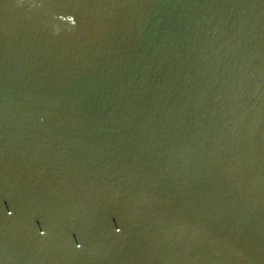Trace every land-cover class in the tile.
<instances>
[{"label":"water","instance_id":"obj_1","mask_svg":"<svg viewBox=\"0 0 264 264\" xmlns=\"http://www.w3.org/2000/svg\"><path fill=\"white\" fill-rule=\"evenodd\" d=\"M0 264H264V0H0Z\"/></svg>","mask_w":264,"mask_h":264},{"label":"snow or ice","instance_id":"obj_2","mask_svg":"<svg viewBox=\"0 0 264 264\" xmlns=\"http://www.w3.org/2000/svg\"><path fill=\"white\" fill-rule=\"evenodd\" d=\"M117 231H119V229H117ZM79 245H77V247H78Z\"/></svg>","mask_w":264,"mask_h":264},{"label":"clouds","instance_id":"obj_3","mask_svg":"<svg viewBox=\"0 0 264 264\" xmlns=\"http://www.w3.org/2000/svg\"><path fill=\"white\" fill-rule=\"evenodd\" d=\"M79 247V246H78Z\"/></svg>","mask_w":264,"mask_h":264}]
</instances>
